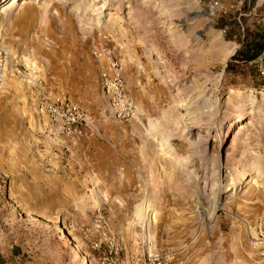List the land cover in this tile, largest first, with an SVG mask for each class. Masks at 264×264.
<instances>
[{
	"label": "rangeland",
	"instance_id": "1",
	"mask_svg": "<svg viewBox=\"0 0 264 264\" xmlns=\"http://www.w3.org/2000/svg\"><path fill=\"white\" fill-rule=\"evenodd\" d=\"M13 2L0 264H264V52L227 70L264 0ZM38 86L80 107L82 136L39 120Z\"/></svg>",
	"mask_w": 264,
	"mask_h": 264
},
{
	"label": "built area",
	"instance_id": "2",
	"mask_svg": "<svg viewBox=\"0 0 264 264\" xmlns=\"http://www.w3.org/2000/svg\"><path fill=\"white\" fill-rule=\"evenodd\" d=\"M12 53L8 51L0 52V83L6 76L11 74L18 77L26 78L22 74L19 65L11 61ZM259 71L264 76V53L260 57ZM108 82V81H107ZM33 86H37L32 83ZM39 95L37 97V114L39 120L49 127L52 134L63 135L69 138H77L83 135L87 123L83 118L84 115L78 105L67 102L58 94L48 92L44 87H39ZM118 94L122 91V84L116 87ZM131 107H124V111L128 112Z\"/></svg>",
	"mask_w": 264,
	"mask_h": 264
},
{
	"label": "trees",
	"instance_id": "3",
	"mask_svg": "<svg viewBox=\"0 0 264 264\" xmlns=\"http://www.w3.org/2000/svg\"><path fill=\"white\" fill-rule=\"evenodd\" d=\"M244 4L250 1L255 5L256 0H244ZM225 27V26H222ZM264 52V34H255L249 41H245L242 49L238 50L228 63L227 70L231 68L232 62L250 63L255 61Z\"/></svg>",
	"mask_w": 264,
	"mask_h": 264
},
{
	"label": "crops",
	"instance_id": "4",
	"mask_svg": "<svg viewBox=\"0 0 264 264\" xmlns=\"http://www.w3.org/2000/svg\"><path fill=\"white\" fill-rule=\"evenodd\" d=\"M11 254H12V258L15 264H41L40 260L39 261L35 260L36 263L27 262V258L24 257V252L22 251L20 253L18 249H15ZM28 258H32V257L28 256Z\"/></svg>",
	"mask_w": 264,
	"mask_h": 264
},
{
	"label": "bare ground",
	"instance_id": "5",
	"mask_svg": "<svg viewBox=\"0 0 264 264\" xmlns=\"http://www.w3.org/2000/svg\"><path fill=\"white\" fill-rule=\"evenodd\" d=\"M17 1H18V0H15V2H13L11 5H13L14 3H17ZM11 5H10V6H11ZM3 11H4V10H3ZM217 187H218V186H217Z\"/></svg>",
	"mask_w": 264,
	"mask_h": 264
}]
</instances>
